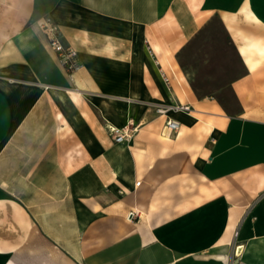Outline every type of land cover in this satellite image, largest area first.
I'll use <instances>...</instances> for the list:
<instances>
[{"label": "crops", "instance_id": "obj_1", "mask_svg": "<svg viewBox=\"0 0 264 264\" xmlns=\"http://www.w3.org/2000/svg\"><path fill=\"white\" fill-rule=\"evenodd\" d=\"M213 20L233 115L178 65ZM0 264H264V0H0Z\"/></svg>", "mask_w": 264, "mask_h": 264}, {"label": "rangeland", "instance_id": "obj_2", "mask_svg": "<svg viewBox=\"0 0 264 264\" xmlns=\"http://www.w3.org/2000/svg\"><path fill=\"white\" fill-rule=\"evenodd\" d=\"M178 63L181 75L201 95L214 96L226 115L238 113L239 107L228 83L240 73V66L217 20L206 25L186 46Z\"/></svg>", "mask_w": 264, "mask_h": 264}, {"label": "built area", "instance_id": "obj_3", "mask_svg": "<svg viewBox=\"0 0 264 264\" xmlns=\"http://www.w3.org/2000/svg\"><path fill=\"white\" fill-rule=\"evenodd\" d=\"M42 31L46 37V44L48 50L53 54L62 70L66 74L69 80H72L74 72L79 67L78 54L77 51L71 45H64L61 41V36L58 33L56 27L49 21L46 20L41 24ZM164 81L168 84V78L163 75ZM169 111H181L189 112L190 106L188 105H159L155 108V112L160 116H165ZM179 128L177 121L165 116V123L162 128V133L165 132L169 134H175ZM108 131L115 143H122L127 138H130L128 131H123L120 134V131L114 127L109 126ZM140 182H137L136 185H139ZM241 246L237 247L235 252L238 255V250Z\"/></svg>", "mask_w": 264, "mask_h": 264}, {"label": "bare ground", "instance_id": "obj_4", "mask_svg": "<svg viewBox=\"0 0 264 264\" xmlns=\"http://www.w3.org/2000/svg\"><path fill=\"white\" fill-rule=\"evenodd\" d=\"M178 131V130H177ZM175 133H177V132H175ZM162 134V136H164L165 138H170V137H172L173 135L172 134H169V133H167V132H165L164 134L163 133H161Z\"/></svg>", "mask_w": 264, "mask_h": 264}]
</instances>
